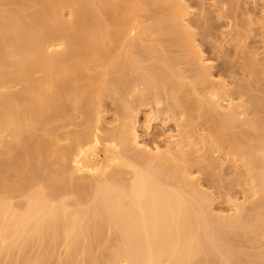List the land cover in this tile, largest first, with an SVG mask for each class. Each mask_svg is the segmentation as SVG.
Here are the masks:
<instances>
[{"label": "bare ground", "instance_id": "bare-ground-1", "mask_svg": "<svg viewBox=\"0 0 264 264\" xmlns=\"http://www.w3.org/2000/svg\"><path fill=\"white\" fill-rule=\"evenodd\" d=\"M0 264H264V2L0 0Z\"/></svg>", "mask_w": 264, "mask_h": 264}, {"label": "rangeland", "instance_id": "rangeland-1", "mask_svg": "<svg viewBox=\"0 0 264 264\" xmlns=\"http://www.w3.org/2000/svg\"><path fill=\"white\" fill-rule=\"evenodd\" d=\"M261 1L264 2V0H261ZM211 31L215 32L216 29H213ZM214 40H215L214 36L211 35L210 37L205 38L202 41V43H203L204 49L206 50L207 54L214 57L215 63H216V70L224 71L226 73L234 72L236 73L237 78H240L241 77L240 65L237 63L235 64L227 57L217 55V49L214 46ZM108 109L109 111L107 113V121L110 123H114L115 117H116L115 112L110 105L108 106ZM144 123H145V113H141L140 125L142 126L144 125ZM144 136L150 139L151 141L152 140L161 141L164 137L163 127H161L160 125H157V127H154L149 135L144 134Z\"/></svg>", "mask_w": 264, "mask_h": 264}]
</instances>
